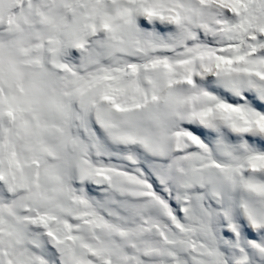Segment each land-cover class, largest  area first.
<instances>
[{"label": "snow or ice", "instance_id": "1", "mask_svg": "<svg viewBox=\"0 0 264 264\" xmlns=\"http://www.w3.org/2000/svg\"><path fill=\"white\" fill-rule=\"evenodd\" d=\"M0 264H264V0H0Z\"/></svg>", "mask_w": 264, "mask_h": 264}]
</instances>
